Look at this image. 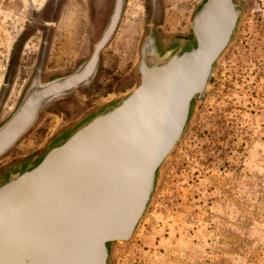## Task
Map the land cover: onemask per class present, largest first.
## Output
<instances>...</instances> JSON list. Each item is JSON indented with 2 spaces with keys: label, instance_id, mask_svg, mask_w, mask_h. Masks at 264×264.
Returning a JSON list of instances; mask_svg holds the SVG:
<instances>
[{
  "label": "rangeland",
  "instance_id": "rangeland-1",
  "mask_svg": "<svg viewBox=\"0 0 264 264\" xmlns=\"http://www.w3.org/2000/svg\"><path fill=\"white\" fill-rule=\"evenodd\" d=\"M160 1L163 15L156 30L189 37L192 17L205 0ZM240 2L236 35L206 96L196 102L184 136L162 166L147 212L130 240L115 245L110 264H264V0ZM46 3L0 0V92L13 67L0 122L34 70ZM110 6L111 0H65L46 78L69 72L89 54ZM148 16V0H127L93 86L42 114L0 159V170L43 153L62 129L131 89Z\"/></svg>",
  "mask_w": 264,
  "mask_h": 264
},
{
  "label": "water",
  "instance_id": "water-1",
  "mask_svg": "<svg viewBox=\"0 0 264 264\" xmlns=\"http://www.w3.org/2000/svg\"><path fill=\"white\" fill-rule=\"evenodd\" d=\"M122 6L116 0L108 31L75 72L29 88L0 126V156L52 100L89 84ZM242 13L240 0H205L192 17L190 39L158 43L150 32L128 92L62 129L41 156L0 174V264H110L115 245L130 240L147 212L161 168Z\"/></svg>",
  "mask_w": 264,
  "mask_h": 264
},
{
  "label": "flooded vegetation",
  "instance_id": "flooded-vegetation-1",
  "mask_svg": "<svg viewBox=\"0 0 264 264\" xmlns=\"http://www.w3.org/2000/svg\"><path fill=\"white\" fill-rule=\"evenodd\" d=\"M65 0H47L46 6L44 8V21H43V29H42V37H41V42H40V46H39V50H38V56H37V60H36V64L34 66V70L31 74V77L22 93V95L20 96L16 106L14 107V109L10 112V114L0 122V126L3 125L7 119L10 118V116L14 113V111L19 107L21 101L23 100L26 92L29 90V88L31 86L37 85V84H45L48 83L54 79H58V78H62L65 77L67 75L72 74L73 72H75L77 70V68H79L80 65H82L86 60H88L91 55L94 52L95 47L97 46L98 42L100 41V39H102V37L105 36L106 32L109 29L110 23L112 22V18H113V13H114V9H115V4H116V0H111V6H110V11L109 14L106 18L105 23L103 24L98 37L96 38L95 42L92 45V48L89 52V54L84 57L82 60H80L76 66L70 70L69 72L63 73V74H59L53 77H49L46 78L45 77V68H46V64H47V60H48V56H49V52H50V46H51V40H52V35H53V31L54 28L57 24L60 12H61V8L64 4ZM126 2L127 0H123V6L117 21V24L111 34V36L109 37V39L107 40L106 44L100 49L99 53H98V62H97V67L94 73V76L92 77V79L90 80L88 85H82L76 89H74L72 91V93L67 96V97H57L54 100L51 101V103L44 108L42 111L39 112L36 120L33 122V124L30 126V128L15 142V144L11 147L10 150H8L7 152H5L4 154H2L0 156V159L3 158L4 156H6L7 154H9L14 148L15 146L23 139V137L35 126V124L38 122V120L40 119V117L42 116V114L49 112L51 110L54 109H58L59 106L63 103V102H67L69 101L76 93H81V94H86V92L93 86L95 80L98 77L99 71H100V65H101V55H102V51L111 43V41L113 40L114 36L116 35V32L119 28V24L121 22V19L123 17L124 14V10H125V6H126ZM204 3V2H203ZM148 5H149V16L146 22V30H145V34L139 44V48H138V52H139V58L137 63L140 60L141 54H140V50H141V46L144 43V41L146 40L147 36L149 35L150 32L154 33L156 40L158 43H165V44H171L173 42H179L182 40H187L190 39L192 37V34L189 37H181V36H173L170 34H161L156 30V25L159 24L162 20V15H163V11H162V4L160 0H156L154 2H152L151 0H148ZM201 7V6H200ZM94 12V10H93ZM156 12V14H155ZM44 48H45V55L43 57L44 54ZM134 69L136 68V65ZM40 71V72H39ZM12 80H13V67L10 68L7 76H6V80L1 88V92H0V111L2 109V107L5 104V100L9 94L11 85H12ZM206 96V93L203 95V97L199 100L202 101ZM57 135V134H56ZM55 135V136H56ZM54 136V137H55ZM53 137V138H54ZM52 138V139H53ZM51 139V140H52ZM50 140V141H51ZM49 141V142H50ZM42 152L35 154L29 158H24L21 160H15L12 161L11 163L7 164L5 167H3L0 170V174L3 173L7 168L11 167V166H15L17 164L23 163L25 161H29L33 158L39 157L41 156Z\"/></svg>",
  "mask_w": 264,
  "mask_h": 264
}]
</instances>
